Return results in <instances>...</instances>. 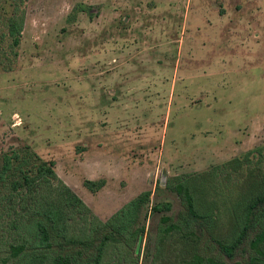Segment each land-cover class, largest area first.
I'll list each match as a JSON object with an SVG mask.
<instances>
[{
  "label": "rangeland",
  "instance_id": "374dc122",
  "mask_svg": "<svg viewBox=\"0 0 264 264\" xmlns=\"http://www.w3.org/2000/svg\"><path fill=\"white\" fill-rule=\"evenodd\" d=\"M15 12L0 156L32 147L101 220L146 191L176 214L166 180L264 145V0H0V36Z\"/></svg>",
  "mask_w": 264,
  "mask_h": 264
},
{
  "label": "trees",
  "instance_id": "16d2710c",
  "mask_svg": "<svg viewBox=\"0 0 264 264\" xmlns=\"http://www.w3.org/2000/svg\"><path fill=\"white\" fill-rule=\"evenodd\" d=\"M17 12L0 36L10 64L23 32ZM163 184L179 198L178 213L146 191L103 221L54 161L28 145L12 148L0 156V264H264V145ZM104 185L84 182L92 193ZM150 215L158 218L151 230Z\"/></svg>",
  "mask_w": 264,
  "mask_h": 264
},
{
  "label": "water",
  "instance_id": "95a60500",
  "mask_svg": "<svg viewBox=\"0 0 264 264\" xmlns=\"http://www.w3.org/2000/svg\"><path fill=\"white\" fill-rule=\"evenodd\" d=\"M141 245H142V239H140V242H139L138 248H140Z\"/></svg>",
  "mask_w": 264,
  "mask_h": 264
}]
</instances>
